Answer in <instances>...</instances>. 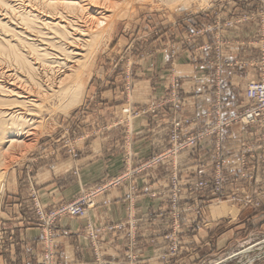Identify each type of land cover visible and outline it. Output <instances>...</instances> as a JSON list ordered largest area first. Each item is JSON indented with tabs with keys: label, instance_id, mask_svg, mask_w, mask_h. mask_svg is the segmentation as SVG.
I'll return each mask as SVG.
<instances>
[{
	"label": "rangeland",
	"instance_id": "374dc122",
	"mask_svg": "<svg viewBox=\"0 0 264 264\" xmlns=\"http://www.w3.org/2000/svg\"><path fill=\"white\" fill-rule=\"evenodd\" d=\"M114 12L108 33L100 40L95 39L96 44L93 43L94 54L92 53L86 75L84 74V89L79 104L65 113L55 111L47 114L44 117L45 123L43 121V125L35 131L30 144L13 147L3 154L0 163V213L13 207L20 211L22 222L35 223L42 231L40 255L30 260L27 255H22L24 262L16 260L15 263L60 264L55 249L57 224L64 219H80L85 220L83 235L89 242L95 264H108L105 254L106 241L114 235L126 240L122 245L121 254L117 255V261L110 263L141 264L145 260L135 240V228L131 223L136 216H128L125 222L108 224H94L89 217L96 208L97 199L107 190L167 164L169 169L163 192L165 209L158 213H148L147 219L153 220L160 216L170 222V229L163 236L167 242L165 252L152 255L151 264H264V249L258 248L262 246L258 243L264 241V111L259 109L252 123L246 124L243 121V115L247 111L257 108L252 98L253 89L256 85H264V78L245 85L243 97L246 105L236 114L224 119V105L220 100L213 104L209 112L193 117L185 116L182 110L184 105L181 82L175 74V67L179 63L178 50L185 55L188 52V42L193 45L194 40L202 38L211 30L217 32L242 24L252 25L257 30L261 62L264 63V0H177L170 3L162 0H132L119 6ZM200 48L208 50L210 47L200 45ZM211 48V62L216 71L230 64L227 59L221 57L220 40ZM194 50L195 47L189 51L191 56ZM160 52H166L168 56V69L164 76L160 75L154 66L149 68L155 63V55ZM191 61L193 64L198 62L193 57ZM97 77H102V85L94 86ZM145 77L150 78L146 80ZM158 79L164 83L162 99L134 106L131 97L140 84L149 82V90L153 93V89L157 88L154 85L158 83ZM108 91L113 93L118 101L117 106H120L121 118L117 121L118 124L130 125L136 119L154 117L157 113H162L168 127L167 147L144 161L127 167L115 179L82 190L73 201L58 203L50 208L44 206L37 193L35 177L56 152H63L72 161L79 159L77 144L86 134H91L92 130L82 133L79 122L81 116H78V113L80 115L87 109H93L99 95ZM209 117L213 120V126L210 128H201L191 135L184 132V129L197 120ZM177 123L181 124L178 130L175 126ZM234 124L244 128L255 126L258 137L252 143L237 149L235 170L231 176H225L221 153L222 140L224 130ZM175 134L181 141L178 145L173 142ZM190 139L195 141L193 146L186 145ZM209 139L214 142V162L210 178L194 181L181 179L177 167L179 155L194 150L200 143ZM157 155H161L162 161L152 166L150 160ZM73 172L77 175L76 168ZM8 192L17 195L7 200ZM206 193L209 198L203 196ZM149 195L155 197L154 193ZM81 198L85 201L84 216L57 212L60 207ZM2 219L6 217L0 215V264H12L10 255L2 254L7 251L6 245L9 244V239L3 238L7 226H4L6 220ZM187 220L193 222L194 233L211 231L208 235L210 243L204 245L201 242L204 238L200 234L197 240L200 243L195 247L184 245L181 235ZM255 244L257 245L247 255L229 258L230 254Z\"/></svg>",
	"mask_w": 264,
	"mask_h": 264
},
{
	"label": "crops",
	"instance_id": "0c3cea01",
	"mask_svg": "<svg viewBox=\"0 0 264 264\" xmlns=\"http://www.w3.org/2000/svg\"><path fill=\"white\" fill-rule=\"evenodd\" d=\"M217 40L222 43L221 57L227 59L230 64L216 71L211 62L213 60L211 47ZM258 40L257 30L252 25L242 24L217 32L211 30L202 38L194 40L193 45L188 42L186 44L188 52L185 55L178 50L179 63L175 67V74L181 82L184 105L182 110L185 116L193 117L196 114L209 112L217 100L222 101L224 105L222 111L224 119L236 114L246 105L243 97L245 85L264 78V63L261 62ZM200 45H209L210 48L202 50ZM177 47L180 48L179 45ZM193 47L195 50L191 56L189 51ZM191 57L200 64L197 65L198 62L193 64ZM154 58L155 63L149 68L154 66L160 75H166L168 69L166 52H160ZM184 58L187 60L185 61ZM101 82L102 77H97L94 86L102 85ZM155 86L157 88H154L152 93L149 90V82L141 83L138 90L132 94V104L141 106L152 100L162 99L163 81L158 79ZM117 103V98L112 92H104L97 98L93 109H87L80 115L78 113V116H81L80 130L82 133L92 130L91 134H86L77 144L80 153L77 161H72L59 151L47 160L44 168L38 172L35 177L37 193L44 206L50 208L58 203L73 201L82 190L115 179L127 167L134 166L167 147L168 127L165 125L162 113H157L154 117L136 119L130 125L118 124L117 121L121 116L120 106H117ZM211 126H213L211 117L199 119L184 129V132L191 135L201 128ZM257 137L258 131L255 126L244 128L234 124L224 130L221 153L225 176H231L235 170L238 160L237 149L252 143ZM213 144V139H209L200 143L194 150L179 155L177 167L181 179L194 181L210 178L211 166L214 162ZM75 168L77 175L73 172ZM168 169L169 165L163 164L132 177L129 182L107 190L97 199L96 208L89 217L94 224H108L125 222L128 216L130 218L136 216L131 223L135 228V240L145 260L141 264H151L152 255H161L166 250L167 242L164 241L163 236L169 231L170 222L160 216H156L153 220L147 219V214L153 211L158 213L165 209L163 192ZM150 193H154L155 197L152 198ZM16 195L17 193L8 192L6 198L9 200L11 196ZM208 195L206 193L203 196L209 198ZM19 213L20 211L13 207L0 213L1 216L6 217L2 219V221L6 220V224L3 225L7 226L3 238L9 239V244L6 245L7 251H3L2 254L10 255L12 264H16V260L24 262V259H21L22 255H27L28 260L34 259L41 251V229L35 223L22 222ZM84 223L85 220L80 219H64L58 222L55 249L60 264H95L89 242L83 235ZM192 224L190 220L184 224L182 243L195 247L200 243L197 241L200 234L204 238L201 240L204 245L210 243L208 235L211 231L194 233ZM107 240L106 259L108 264H112L110 262L117 261V255L121 254L126 239L114 235ZM1 260L0 258V262Z\"/></svg>",
	"mask_w": 264,
	"mask_h": 264
},
{
	"label": "bare ground",
	"instance_id": "6f19581e",
	"mask_svg": "<svg viewBox=\"0 0 264 264\" xmlns=\"http://www.w3.org/2000/svg\"><path fill=\"white\" fill-rule=\"evenodd\" d=\"M130 1L0 0V163L6 151L33 141L47 114L79 104L93 43Z\"/></svg>",
	"mask_w": 264,
	"mask_h": 264
},
{
	"label": "built area",
	"instance_id": "2783aa9c",
	"mask_svg": "<svg viewBox=\"0 0 264 264\" xmlns=\"http://www.w3.org/2000/svg\"><path fill=\"white\" fill-rule=\"evenodd\" d=\"M252 98L256 102L258 109L256 108L254 110L247 111L243 115V121H245L246 124L252 123L255 120L256 114L258 113L259 109L264 111V85H256L254 87ZM180 125H181L180 123L179 124L177 123L175 125L177 130L180 127ZM173 142L176 143V145H178V143L181 142L177 134L174 135ZM194 144H195V141L193 139H190L188 140V143L186 145L193 146ZM160 161H162V157L161 155H157L151 158L150 163L153 166V165L158 164ZM148 165L146 167H148ZM84 204H85V201L81 198V199H78L74 203H70L67 206L60 207L59 209H57L58 210L57 212L62 213V214H67L70 216H77V217L84 216L86 212Z\"/></svg>",
	"mask_w": 264,
	"mask_h": 264
}]
</instances>
